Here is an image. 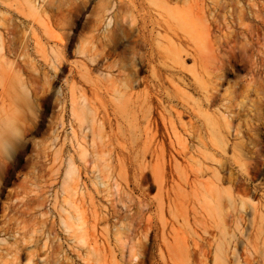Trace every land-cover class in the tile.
Returning a JSON list of instances; mask_svg holds the SVG:
<instances>
[{
    "label": "rangeland",
    "instance_id": "374dc122",
    "mask_svg": "<svg viewBox=\"0 0 264 264\" xmlns=\"http://www.w3.org/2000/svg\"><path fill=\"white\" fill-rule=\"evenodd\" d=\"M0 35V264H218L223 230L264 264V0H0Z\"/></svg>",
    "mask_w": 264,
    "mask_h": 264
},
{
    "label": "bare ground",
    "instance_id": "6f19581e",
    "mask_svg": "<svg viewBox=\"0 0 264 264\" xmlns=\"http://www.w3.org/2000/svg\"><path fill=\"white\" fill-rule=\"evenodd\" d=\"M205 13H206V10H205L204 6L200 7V5L198 3H194L191 5L190 11L188 13H186V16H183V14H179L178 18H177V21L179 22V24L181 25L183 30L191 33V35H194L202 43H204L205 40L208 38V35H207L208 32L204 31L203 27L197 22V19L203 18ZM3 50H5V39L3 38L2 35H0V53L1 54H2ZM235 50H236V47H231V49H230L231 52L232 51L234 52ZM51 56H52V66L56 70L57 65L58 64L61 65V60L59 59V56L57 54H55L54 51H51ZM90 114H91V112H89V108H88V110H85L84 114H83V117H84L83 121H85V122L88 121ZM206 119H207L206 120V126H207V128H208V130L212 136L211 138L214 140V142L223 145V141H222V138H223L222 133L223 132H222L221 124L219 122H217L216 120H211L208 117ZM229 122H227L226 124L229 125ZM153 157H154V153H151V156H149L150 163L152 162ZM226 184L228 185V190H227V195L229 198L228 200L231 203L235 199L234 197H235V194L238 190V183L236 181L231 180L230 178H225V177L221 176V173L216 170V171H214V178L209 180L207 183L202 184V188H203V192H204V194H203L204 199L203 200L206 203L212 202L215 205L216 210H218V215L220 213L219 212V210H220V199L222 198L221 197L222 196L221 188H223ZM77 212L78 213H77V216H75V220L77 223L78 232L80 233V237H78V239L82 244L89 245V243H90V241L88 240L89 235L86 232V224H87L86 218H85L86 216L80 208H78ZM92 235H94V238H95V234L92 233ZM152 235H153V232L150 231V229H149L146 232L144 239H143V242H142V245H141V250H140L141 256H146L148 254V252H149L148 241H149V239H151ZM229 236L230 235L225 230H223L220 235L219 234H216V236L214 235L213 237L215 238V240H214L215 244L213 246V251H211V253H213L218 264L229 263L231 261V257L234 258V262L236 264H241L240 263L241 261L237 255V253L235 252L236 247L235 246L231 247L232 239ZM234 237L235 236L233 235V238ZM94 241L96 243L95 239H94ZM92 248H94V246H92ZM95 248H96V246H95ZM199 253L202 254L203 252H199ZM204 255H205V253H204Z\"/></svg>",
    "mask_w": 264,
    "mask_h": 264
},
{
    "label": "snow or ice",
    "instance_id": "6c2138e0",
    "mask_svg": "<svg viewBox=\"0 0 264 264\" xmlns=\"http://www.w3.org/2000/svg\"><path fill=\"white\" fill-rule=\"evenodd\" d=\"M10 166V157L8 156V148L0 149V177H3Z\"/></svg>",
    "mask_w": 264,
    "mask_h": 264
}]
</instances>
